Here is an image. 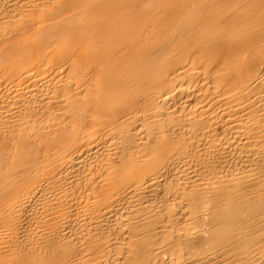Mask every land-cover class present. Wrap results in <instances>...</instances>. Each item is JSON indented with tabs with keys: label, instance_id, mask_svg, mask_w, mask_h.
Masks as SVG:
<instances>
[{
	"label": "bare ground",
	"instance_id": "6f19581e",
	"mask_svg": "<svg viewBox=\"0 0 264 264\" xmlns=\"http://www.w3.org/2000/svg\"><path fill=\"white\" fill-rule=\"evenodd\" d=\"M0 264H264V0H0Z\"/></svg>",
	"mask_w": 264,
	"mask_h": 264
}]
</instances>
